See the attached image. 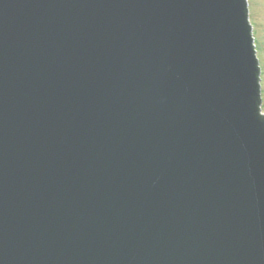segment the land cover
Wrapping results in <instances>:
<instances>
[{"label":"water","instance_id":"95a60500","mask_svg":"<svg viewBox=\"0 0 264 264\" xmlns=\"http://www.w3.org/2000/svg\"><path fill=\"white\" fill-rule=\"evenodd\" d=\"M248 0H0V264H264Z\"/></svg>","mask_w":264,"mask_h":264},{"label":"rangeland","instance_id":"374dc122","mask_svg":"<svg viewBox=\"0 0 264 264\" xmlns=\"http://www.w3.org/2000/svg\"><path fill=\"white\" fill-rule=\"evenodd\" d=\"M250 21L253 25L257 56L260 62L262 108L264 111V0H248Z\"/></svg>","mask_w":264,"mask_h":264}]
</instances>
